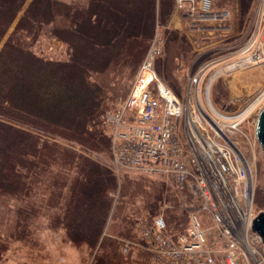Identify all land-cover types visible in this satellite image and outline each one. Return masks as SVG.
I'll use <instances>...</instances> for the list:
<instances>
[{"label":"trees","instance_id":"trees-1","mask_svg":"<svg viewBox=\"0 0 264 264\" xmlns=\"http://www.w3.org/2000/svg\"><path fill=\"white\" fill-rule=\"evenodd\" d=\"M28 1L0 0V45L18 21L0 50V209L8 215L0 254L15 242L38 245L46 222L95 253L92 264H148L146 253L123 255L120 239L135 240L136 213L159 214L171 188L117 177L102 160H112L102 116L108 102L127 96L175 0H30L25 9ZM44 37L65 46L64 59L34 50ZM190 52L179 31L165 30L155 70L179 98L175 72ZM255 203L264 211V184ZM178 211L167 212L173 236L188 225Z\"/></svg>","mask_w":264,"mask_h":264},{"label":"built area","instance_id":"built-area-1","mask_svg":"<svg viewBox=\"0 0 264 264\" xmlns=\"http://www.w3.org/2000/svg\"><path fill=\"white\" fill-rule=\"evenodd\" d=\"M214 2L175 0L174 11L193 30L203 29L227 17L214 11ZM260 12L264 18V0ZM162 46L153 43L126 101L102 119L114 172L167 177L188 225L173 236L164 212L138 221L140 243L120 239L121 252L137 248L149 264H264V244L253 229L258 141L242 130L252 104L241 106L237 97L224 107L212 101V86L223 76L212 81L218 62L205 64L179 98L155 70Z\"/></svg>","mask_w":264,"mask_h":264},{"label":"rangeland","instance_id":"rangeland-1","mask_svg":"<svg viewBox=\"0 0 264 264\" xmlns=\"http://www.w3.org/2000/svg\"><path fill=\"white\" fill-rule=\"evenodd\" d=\"M29 3L30 0L27 2L25 9L28 7ZM260 10L261 0H215L214 11L226 12V19L220 22H213L210 26L198 30H193L187 18L174 11L166 25L157 27L154 39L151 43L152 46L156 41L163 42L161 53L157 59L164 52L166 29L179 31L191 46V52L185 59L178 62L179 67L175 72L176 87H174V89L180 93L178 94L181 96V99H184L186 89L189 88L192 78L205 66V64L210 62L221 63L215 67L216 70L213 72L214 74L211 73L212 81H214L218 75L223 74L212 86V101L216 105L222 107H224L231 98L235 97H237L239 100L238 104L241 106L250 102L252 104L251 109L253 108L255 112L253 111L252 114H249L250 119L244 124L242 130L247 133L252 140L256 137V121H254L253 118H256L257 114L264 106V37L262 43L256 42L257 34H264V23L262 24L264 18ZM17 22L9 30L3 43L0 45V50L4 42H6L14 31ZM252 44L254 46L252 51L247 52L248 47ZM34 50L41 51L40 53H43L46 57L54 59L65 58V46L61 42L53 39L42 38L40 42L37 43ZM135 79L136 76L131 82L127 96L114 103L108 102L106 105L107 107L105 106L107 110L116 109L126 101L132 90ZM164 84L166 83L164 82ZM255 148L257 154L255 167L256 197L258 186L264 184V158L259 143L255 144ZM102 160L112 166V160L109 161L103 158ZM116 175L120 178L123 176H143L156 183L165 182L167 186L171 188L170 192L172 193L173 200L161 205L156 213L164 212V216L167 219V212L177 208L179 210L177 214L179 217H181L182 214L186 216L185 212L179 208L177 188L167 177L163 175L152 176L141 173L125 172ZM34 181L36 182V180ZM115 199L117 200V197ZM165 205L170 207L164 208ZM254 209L256 213H260L255 199ZM156 215L149 214L146 211L136 213L135 225L132 231L135 240H125L140 243V239L136 232L137 222L144 219L151 222L152 218ZM7 216L6 211L0 209V221L6 219ZM115 224L116 221H111L110 218L107 227L108 233H113L112 227ZM36 237L38 245L35 247H30L24 242L13 243L8 251L0 254V264H92L94 261L95 253H91L87 246L81 248L73 247L72 244L67 241L62 231L50 229L46 222H44ZM133 251V257H135L138 252H142L137 248H134Z\"/></svg>","mask_w":264,"mask_h":264},{"label":"water","instance_id":"water-1","mask_svg":"<svg viewBox=\"0 0 264 264\" xmlns=\"http://www.w3.org/2000/svg\"><path fill=\"white\" fill-rule=\"evenodd\" d=\"M255 135L264 158V107L262 108L256 121ZM253 229L259 234L264 244V211L260 212L257 217H255Z\"/></svg>","mask_w":264,"mask_h":264},{"label":"bare ground","instance_id":"bare-ground-1","mask_svg":"<svg viewBox=\"0 0 264 264\" xmlns=\"http://www.w3.org/2000/svg\"><path fill=\"white\" fill-rule=\"evenodd\" d=\"M258 33H259V32H258ZM263 37H264V34H263V33H261V34H260V33L257 34L256 42L258 41V43H262V42H263ZM254 42H255V41H254ZM261 110H262V109H261ZM261 110H260V112H261ZM253 111H254V109L252 108L250 114H252ZM260 112L257 114V116H256V118H255V121H257V118H258ZM257 215H258V213L256 214V216H257Z\"/></svg>","mask_w":264,"mask_h":264},{"label":"crops","instance_id":"crops-1","mask_svg":"<svg viewBox=\"0 0 264 264\" xmlns=\"http://www.w3.org/2000/svg\"><path fill=\"white\" fill-rule=\"evenodd\" d=\"M173 23H174V21H173ZM175 25V24H174Z\"/></svg>","mask_w":264,"mask_h":264}]
</instances>
